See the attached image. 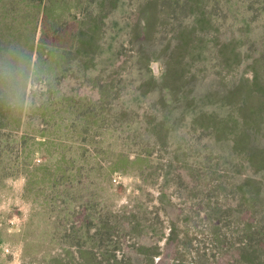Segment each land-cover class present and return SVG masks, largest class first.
Listing matches in <instances>:
<instances>
[{
  "label": "rangeland",
  "instance_id": "rangeland-1",
  "mask_svg": "<svg viewBox=\"0 0 264 264\" xmlns=\"http://www.w3.org/2000/svg\"><path fill=\"white\" fill-rule=\"evenodd\" d=\"M0 264H264V0H0Z\"/></svg>",
  "mask_w": 264,
  "mask_h": 264
}]
</instances>
